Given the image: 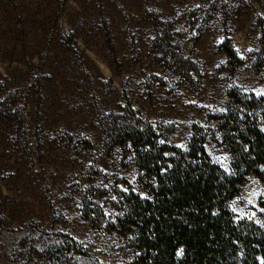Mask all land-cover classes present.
Masks as SVG:
<instances>
[{"label": "rangeland", "instance_id": "374dc122", "mask_svg": "<svg viewBox=\"0 0 264 264\" xmlns=\"http://www.w3.org/2000/svg\"><path fill=\"white\" fill-rule=\"evenodd\" d=\"M232 96L264 97V0H0V264H141L117 222L148 181L119 124L203 136L228 170ZM263 197L249 174L229 208L264 230Z\"/></svg>", "mask_w": 264, "mask_h": 264}, {"label": "trees", "instance_id": "16d2710c", "mask_svg": "<svg viewBox=\"0 0 264 264\" xmlns=\"http://www.w3.org/2000/svg\"><path fill=\"white\" fill-rule=\"evenodd\" d=\"M224 52L235 57L230 46ZM258 102L247 107L245 98L232 96L218 117L228 170L212 162L203 136H193L184 150L161 143L149 126L119 124L115 144L134 148L148 181L146 197L131 194L117 222L137 245L141 264H264L263 228L237 220L229 208L246 176L264 181V97ZM78 253L49 250L45 263L80 264Z\"/></svg>", "mask_w": 264, "mask_h": 264}, {"label": "snow or ice", "instance_id": "6c2138e0", "mask_svg": "<svg viewBox=\"0 0 264 264\" xmlns=\"http://www.w3.org/2000/svg\"><path fill=\"white\" fill-rule=\"evenodd\" d=\"M182 251V250H181ZM180 253H178V255H179Z\"/></svg>", "mask_w": 264, "mask_h": 264}]
</instances>
